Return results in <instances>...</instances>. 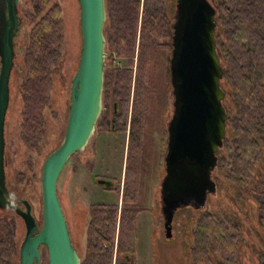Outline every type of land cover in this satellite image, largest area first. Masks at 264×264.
Segmentation results:
<instances>
[{
  "label": "trees",
  "instance_id": "trees-1",
  "mask_svg": "<svg viewBox=\"0 0 264 264\" xmlns=\"http://www.w3.org/2000/svg\"><path fill=\"white\" fill-rule=\"evenodd\" d=\"M52 2L35 0L38 20L31 29L23 63L25 76L21 85L23 121L20 139L32 151L39 149L45 134L44 110L52 101L53 75L64 58L67 46L63 9L59 4L52 5ZM213 3L218 10L214 37L224 70L221 87L226 93L224 103L228 113L227 137L218 152V167L228 184L245 189L256 180L258 168L264 163V0H213ZM140 6V0H106L108 18L104 34L108 54L136 55ZM163 8L161 0L144 1L137 69L138 97L133 119L134 127L140 128L141 139L154 120L156 75L163 66L157 57L160 51L158 42L163 32L160 24L165 22ZM111 27L117 32L115 38L111 37ZM129 64L134 63L130 61ZM166 70L170 88L169 66ZM132 71L117 73L114 69L105 70L106 104L120 102L123 95L130 94ZM110 114L106 111L99 120L102 132L110 128V122L119 119ZM113 128H121L120 123L117 121ZM261 195L259 218L264 225V193ZM118 210V206L105 205L91 208L82 264H113ZM136 215L134 208L124 207L119 227L117 264H123L121 257L125 254L136 259ZM76 221V226H79ZM193 236L190 264H241L240 234L228 220L203 212L197 220ZM18 257L16 224L10 215L0 219V264H19ZM258 264H264V252L258 256Z\"/></svg>",
  "mask_w": 264,
  "mask_h": 264
},
{
  "label": "water",
  "instance_id": "water-1",
  "mask_svg": "<svg viewBox=\"0 0 264 264\" xmlns=\"http://www.w3.org/2000/svg\"><path fill=\"white\" fill-rule=\"evenodd\" d=\"M81 54L71 83V104L62 144L45 160L41 174L42 225L39 228L28 200L14 202L6 184L4 125L9 107L7 78L0 90V210L15 211L24 221L26 234L19 250V264H41V247L49 264H81L73 245L68 221L58 196V181L72 156L85 151L103 110L107 40L106 0H78ZM218 10L210 0H178L173 27L171 77L174 113L169 122L166 174L161 186L162 213L171 238L175 214L182 208L203 211L216 194L213 174L218 152L227 137L228 113L221 87L224 70L217 52L215 33ZM99 183L111 187L112 183ZM38 231V232H37Z\"/></svg>",
  "mask_w": 264,
  "mask_h": 264
},
{
  "label": "rangeland",
  "instance_id": "rangeland-1",
  "mask_svg": "<svg viewBox=\"0 0 264 264\" xmlns=\"http://www.w3.org/2000/svg\"><path fill=\"white\" fill-rule=\"evenodd\" d=\"M140 1L139 29H141L143 22L142 12L145 0ZM210 1L213 3V0ZM53 4H59L63 9L67 46L64 58L53 75L52 101L44 110L46 131L37 151L29 150L20 139L23 121L21 85L25 73L16 81L15 95L12 99L8 119L10 129L6 157L7 186L20 203L23 199L29 201L39 228L42 225V168L46 158L58 149L64 140L71 104V83L77 72L81 54L78 0H53ZM161 62L163 66L159 71L156 88L166 100L168 95H172L173 88L171 83L168 91L166 88V68L169 65L165 54L161 58ZM114 65V62L108 61L106 69ZM172 101L168 99L162 109L156 107L155 103L153 104L152 112L157 122L150 128L152 131L147 134L151 140V147L145 166L147 180L144 184L147 185L145 191L141 193V206L145 210L139 218L141 240V242L139 240V264H190L192 262L193 234L197 220L203 212H210L221 219L228 220L238 230L241 264H258V256L264 252V225L259 218V202L261 194L264 193V163L258 168L256 180L245 189L234 188L228 184L223 177V172L218 167L213 174L217 182V193L209 198L203 211L191 207L176 213L173 239L166 238L162 212L158 221H156V217L154 220V216L158 212L153 213L154 201L159 203L161 200L160 182L164 171V154L166 151V132L164 130L166 129V121L174 112ZM116 138V136L103 135L97 132L90 140L86 151L72 156L58 181V196L71 229L72 238L77 241L80 251L84 250L85 239L80 237V233H84V231L75 228L78 208L86 213L93 204L109 205L117 203L119 199L118 193L106 192L101 188L102 186H97L95 177L97 173H100L101 177L106 180L110 177L120 178L123 157L120 152V141ZM124 152H126V148ZM119 201L121 204V200ZM10 215L13 216L16 224V242L20 250L26 234L25 224L12 210L0 211V219ZM154 230L155 237L153 239L155 241L151 237ZM80 239H83V244ZM41 254V264H49L46 247H41ZM19 261L18 257V263Z\"/></svg>",
  "mask_w": 264,
  "mask_h": 264
},
{
  "label": "flooded vegetation",
  "instance_id": "flooded-vegetation-1",
  "mask_svg": "<svg viewBox=\"0 0 264 264\" xmlns=\"http://www.w3.org/2000/svg\"><path fill=\"white\" fill-rule=\"evenodd\" d=\"M162 4L164 6L163 8V16L164 19L162 24H160V27L162 28L161 38L159 39L158 44L160 45V51L158 52V58L161 60L163 58V55H166V61L168 60L169 65V76H170V83L172 85V77H171V55L173 52V27L176 21V15H177V2L178 0H161ZM35 0H0V90L2 89V86L4 85L5 81V70L6 67L9 65V75L7 78V85L9 89V107L6 114L5 119V125H4V141H5V167L7 166V141L9 138V112L11 110V103L12 99L15 95L16 90V81L17 79L25 73L24 70V57L26 53V48L29 42L30 32L33 28L36 20V10H35ZM143 17V14H142ZM217 23V22H216ZM141 32H142V24L141 29H139L137 34V52L134 57L130 56H120L116 52L113 54L107 53L106 63L114 62V66H111L110 69H114L117 71V73H120L122 71H132V88L130 91V94L126 96L127 94L123 95L121 98V101H113L110 104H106L105 102V94H103V110L101 113V116L99 120L103 117L106 111H109L111 116L114 114L119 117L117 120L120 123V127L118 130H115L113 126L116 125V122L112 121L109 123V129L106 132H102L98 126L99 120L96 125V130L94 135L98 132L103 135H111L116 136L117 140L120 141L121 145V154L123 157L122 160V166H121V172L120 178L118 177H106L107 180L101 177L100 173H97L96 177V183L97 186H102L106 192L107 191H113L115 193H118L119 199L117 203L114 204H93L90 206L88 211L83 213L79 208L77 211V220L79 222V226H75L77 229H82L84 233H80V237H83L85 239V247L84 250L80 251L77 241H73V245L77 249L78 253L81 256V259L83 261V255L85 254L86 248H87V229L88 224L91 219V208L93 206H118V227H117V234L115 239V251H114V258H113V264H117L118 262V245H119V227H120V221L121 216L124 207L128 206L131 208H134L137 211V231H138V242L136 247V259L132 257L130 254H125L121 257V262L123 264H139L138 260V253H139V218L141 217V214L144 212V208L141 206V197L142 192L145 191V187L147 184L145 183V180H147V171L145 169L146 162H147V156L151 147V140L148 137L149 131H152L150 128L156 124L157 119L155 118L154 113L152 112V116L154 117V120L152 121L151 127H147L145 134L143 138L140 137V128L134 127V116H135V106H136V100H137V84H138V77H137V69L139 67L140 62V40H141ZM111 37L115 38L117 37V32L114 28L111 27ZM130 61H133V65H130ZM125 65H122V64ZM167 73V72H166ZM159 79V73L156 75ZM168 77V75L166 74ZM166 77V85H167V91H168V80ZM157 79V81H158ZM173 88V86H172ZM226 94V93H225ZM226 97V96H225ZM168 99L173 100V109H174V95L172 90V95H168L166 100L162 96V94L159 92V90L155 89V95L153 98V101L156 105V107L162 109L165 106V102H168ZM128 103V106H127ZM157 108V109H158ZM174 113V112H173ZM173 115L169 118L168 121H166V129L164 130L166 132V151L164 154V171L162 174V179L160 182V186H162L163 179L166 174V155L168 152V139H169V129L168 125L171 121ZM125 117L127 118V121L125 122ZM126 125V126H125ZM125 127V128H124ZM93 135V136H94ZM92 136V137H93ZM92 139V138H91ZM126 146V147H125ZM88 148V147H87ZM86 148V150H87ZM126 148V152H124ZM118 149V148H117ZM85 150V151H86ZM84 152V151H80ZM80 152L76 153L79 154ZM120 154V155H121ZM215 174V173H214ZM214 181L216 182L214 176ZM100 180L109 181L112 183L111 187H107L105 184L99 183ZM7 184V182H6ZM217 184V182H216ZM8 187V186H7ZM218 190V187H217ZM161 193V191H160ZM217 193V192H216ZM129 196V201L126 202V196ZM215 195V194H213ZM212 195L209 196V198ZM161 197V194H160ZM208 198V201H209ZM121 200V204L120 201ZM14 202L17 204V206L21 207L23 210H25V207L23 204L19 202V199H14ZM191 208V207H188ZM184 209V208H182ZM180 209V211L182 210ZM2 211V210H0ZM158 211V212H157ZM179 211V210H178ZM177 211V212H178ZM157 212V215L154 216V220L158 221L160 218V214L162 212V199L158 203V201H154V210L153 213L155 214ZM14 214H16L15 211H13ZM163 214V213H162ZM17 215V214H16ZM18 216V215H17ZM176 216V214H175ZM19 217V216H18ZM156 217V218H155ZM164 217V216H163ZM20 218V217H19ZM175 220V217H174ZM69 225V224H68ZM175 227L174 221L172 224V230L171 234L172 237H167V231L165 229V220H164V229H165V235L167 239H173V229ZM70 229V227H69ZM156 230V229H155ZM155 230L152 232V239L155 237ZM38 232V231H37ZM82 232V231H81ZM71 233V229H70ZM72 237V235H71ZM83 244V239H80ZM153 241H155L153 239ZM141 242V240H140ZM155 245V243H154ZM43 247V246H42ZM45 247V246H44ZM156 251V250H154ZM136 260V262H134ZM82 264V262H81Z\"/></svg>",
  "mask_w": 264,
  "mask_h": 264
}]
</instances>
